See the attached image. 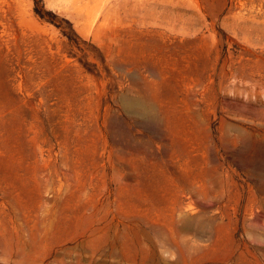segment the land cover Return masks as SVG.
I'll use <instances>...</instances> for the list:
<instances>
[{
	"label": "rangeland",
	"instance_id": "obj_1",
	"mask_svg": "<svg viewBox=\"0 0 264 264\" xmlns=\"http://www.w3.org/2000/svg\"><path fill=\"white\" fill-rule=\"evenodd\" d=\"M0 264H264V0H0Z\"/></svg>",
	"mask_w": 264,
	"mask_h": 264
}]
</instances>
